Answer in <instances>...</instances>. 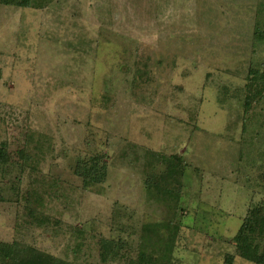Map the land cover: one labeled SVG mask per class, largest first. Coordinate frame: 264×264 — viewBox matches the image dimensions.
I'll list each match as a JSON object with an SVG mask.
<instances>
[{
	"label": "rangeland",
	"instance_id": "obj_1",
	"mask_svg": "<svg viewBox=\"0 0 264 264\" xmlns=\"http://www.w3.org/2000/svg\"><path fill=\"white\" fill-rule=\"evenodd\" d=\"M31 2L0 5V243L257 264L264 0Z\"/></svg>",
	"mask_w": 264,
	"mask_h": 264
},
{
	"label": "trees",
	"instance_id": "obj_2",
	"mask_svg": "<svg viewBox=\"0 0 264 264\" xmlns=\"http://www.w3.org/2000/svg\"><path fill=\"white\" fill-rule=\"evenodd\" d=\"M31 0H0V5L7 7H16V8H30ZM2 73L0 70V79ZM8 162V153L5 148L0 149V164H6ZM95 170L91 171L94 172ZM264 210L260 209L253 213V221L257 227L264 232ZM245 234V232H244ZM243 234V235H244ZM28 249H22L17 244H8L0 243V264H47L46 260L39 256L33 251ZM246 252V251H245ZM30 255V256H29ZM245 258L251 260L257 264H264V253L261 255L258 254H247L244 253ZM53 263L66 264L65 262L59 260L54 261ZM226 264H233V258H229Z\"/></svg>",
	"mask_w": 264,
	"mask_h": 264
}]
</instances>
